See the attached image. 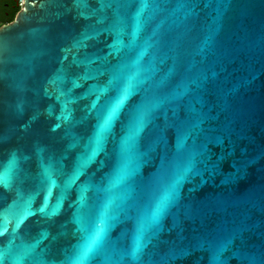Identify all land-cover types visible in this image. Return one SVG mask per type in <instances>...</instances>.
<instances>
[{
	"label": "water",
	"instance_id": "95a60500",
	"mask_svg": "<svg viewBox=\"0 0 264 264\" xmlns=\"http://www.w3.org/2000/svg\"><path fill=\"white\" fill-rule=\"evenodd\" d=\"M0 264H264V0H22Z\"/></svg>",
	"mask_w": 264,
	"mask_h": 264
},
{
	"label": "trees",
	"instance_id": "16d2710c",
	"mask_svg": "<svg viewBox=\"0 0 264 264\" xmlns=\"http://www.w3.org/2000/svg\"><path fill=\"white\" fill-rule=\"evenodd\" d=\"M22 0H0V26L12 22L21 8ZM6 3L9 7L6 8Z\"/></svg>",
	"mask_w": 264,
	"mask_h": 264
},
{
	"label": "flooded vegetation",
	"instance_id": "af4514ba",
	"mask_svg": "<svg viewBox=\"0 0 264 264\" xmlns=\"http://www.w3.org/2000/svg\"><path fill=\"white\" fill-rule=\"evenodd\" d=\"M8 7H9V3H6V8H8ZM1 26H2V25H1ZM1 26H0V27H1Z\"/></svg>",
	"mask_w": 264,
	"mask_h": 264
}]
</instances>
